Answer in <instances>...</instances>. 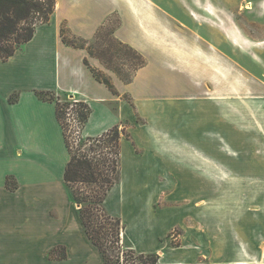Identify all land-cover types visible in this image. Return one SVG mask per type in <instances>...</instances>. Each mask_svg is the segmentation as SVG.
Returning a JSON list of instances; mask_svg holds the SVG:
<instances>
[{"label": "rangeland", "instance_id": "374dc122", "mask_svg": "<svg viewBox=\"0 0 264 264\" xmlns=\"http://www.w3.org/2000/svg\"><path fill=\"white\" fill-rule=\"evenodd\" d=\"M131 1L123 0L116 35L141 51L151 67L130 91L123 85V140L129 142L123 143L120 180L107 195V210L122 217L130 233L151 239L149 248L172 223L178 224L168 239L177 246L179 234L199 225L200 217L213 218L214 225L207 220L211 229L223 227L233 210L256 219L264 213V0ZM2 68L5 74L10 69ZM55 99L64 104L80 98L60 93ZM84 143L73 150L89 149ZM152 201L176 212L207 207V213L187 219L175 213L162 225ZM122 240L123 249L109 251L123 259L133 245L125 229ZM255 242L264 258L260 232Z\"/></svg>", "mask_w": 264, "mask_h": 264}, {"label": "crops", "instance_id": "0c3cea01", "mask_svg": "<svg viewBox=\"0 0 264 264\" xmlns=\"http://www.w3.org/2000/svg\"><path fill=\"white\" fill-rule=\"evenodd\" d=\"M115 10L123 21V0H56L50 22L39 25L33 38L14 55L0 60V68H10L6 74L0 73V264H104L100 250L86 234L80 205L64 179L71 153L57 116V103L39 98L36 91L66 93L85 101L91 108L83 128L86 137L101 135L119 125L122 153L123 143L129 142L123 140V85L125 92L130 91L147 75L150 64L138 71L133 82L125 84L87 49L66 45L60 34L61 22L66 19L74 34L91 39ZM86 56L92 66L112 75L119 94L94 77L84 63ZM165 57L170 58L169 52ZM201 90L200 86L195 91ZM16 93L17 100L11 102ZM111 103L117 105L115 111L122 109L120 114L111 109ZM206 106L219 108L217 104ZM167 146L170 148V142ZM8 176L15 180V188L7 185ZM151 204L155 220L162 225H167L163 220L166 216L175 213L185 219L207 213V207L202 206L176 212L172 206L157 208L153 201ZM227 214L219 229L206 227L207 220L215 224L213 218L205 217V221L200 217L199 225L187 226L179 234L181 244L177 246L171 244L168 236L178 223L164 228L154 238L152 248L147 246L151 239L145 235L132 234L127 227L125 233L133 244L130 247L138 252L160 253L158 264H254V260L264 264L262 252L258 250L256 254L255 247L257 233L264 236V213L256 219L246 211ZM61 248L64 251L60 255L65 253V257L52 258L51 252L56 249L57 254Z\"/></svg>", "mask_w": 264, "mask_h": 264}, {"label": "trees", "instance_id": "16d2710c", "mask_svg": "<svg viewBox=\"0 0 264 264\" xmlns=\"http://www.w3.org/2000/svg\"><path fill=\"white\" fill-rule=\"evenodd\" d=\"M55 8L56 0H0V60H7L23 44L30 41L39 25L50 22ZM121 24V17L113 12L98 28L94 37L86 39L74 34L64 19L61 22L60 34L66 45L87 49L91 56L101 61L106 70L113 72L128 84L133 82L137 72L148 64V60L137 48L117 37L116 31ZM84 63L98 81L104 83L113 93L119 94L108 71L92 66L87 56ZM36 93L43 100L57 103V116L63 126L71 153L64 179L72 191L73 199L80 205L81 221L86 234L100 250L104 264H158L160 259L158 252H138L133 247H127L122 259L121 255H112L109 251L123 249L121 234L126 228L122 218L112 214L105 206L108 193L120 180V126L116 125L98 136L86 137L87 142L82 143H89V149L74 151L63 121L65 107L69 103L61 104L55 99L57 94L51 90H37ZM124 97L131 100L129 94H124ZM16 100L17 93L10 98L11 102ZM78 105L85 125L90 117L91 108L85 102ZM6 182L9 187H16L12 176H8ZM77 185L83 187L77 190ZM55 251L56 249L51 252L52 258L65 257V253L57 255Z\"/></svg>", "mask_w": 264, "mask_h": 264}, {"label": "built area", "instance_id": "2783aa9c", "mask_svg": "<svg viewBox=\"0 0 264 264\" xmlns=\"http://www.w3.org/2000/svg\"><path fill=\"white\" fill-rule=\"evenodd\" d=\"M83 102L81 99H73L69 102V105L65 107V116L67 120V124L69 127L68 131V139L71 143V146L79 145L83 141L87 140L85 135L83 134L84 123L81 119L78 107L79 103ZM122 237V234H121ZM121 242L123 240L121 238Z\"/></svg>", "mask_w": 264, "mask_h": 264}, {"label": "bare ground", "instance_id": "6f19581e", "mask_svg": "<svg viewBox=\"0 0 264 264\" xmlns=\"http://www.w3.org/2000/svg\"><path fill=\"white\" fill-rule=\"evenodd\" d=\"M259 58V57H258ZM256 59H257V57H256ZM236 79V78H235Z\"/></svg>", "mask_w": 264, "mask_h": 264}]
</instances>
